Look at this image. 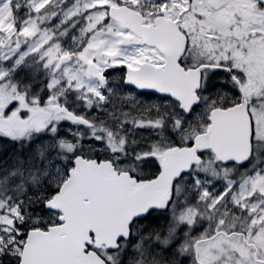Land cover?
<instances>
[{
  "label": "snow or ice",
  "instance_id": "obj_1",
  "mask_svg": "<svg viewBox=\"0 0 264 264\" xmlns=\"http://www.w3.org/2000/svg\"><path fill=\"white\" fill-rule=\"evenodd\" d=\"M0 140V264H264V0H0Z\"/></svg>",
  "mask_w": 264,
  "mask_h": 264
},
{
  "label": "trees",
  "instance_id": "obj_2",
  "mask_svg": "<svg viewBox=\"0 0 264 264\" xmlns=\"http://www.w3.org/2000/svg\"><path fill=\"white\" fill-rule=\"evenodd\" d=\"M121 71L116 74L113 81L118 82L120 79ZM219 82V81H217ZM18 152V146H14L10 141L0 140V160H10L15 153Z\"/></svg>",
  "mask_w": 264,
  "mask_h": 264
},
{
  "label": "rangeland",
  "instance_id": "obj_3",
  "mask_svg": "<svg viewBox=\"0 0 264 264\" xmlns=\"http://www.w3.org/2000/svg\"><path fill=\"white\" fill-rule=\"evenodd\" d=\"M120 69H112V70H109L110 73H111V79L113 80L116 76V74L119 72Z\"/></svg>",
  "mask_w": 264,
  "mask_h": 264
}]
</instances>
